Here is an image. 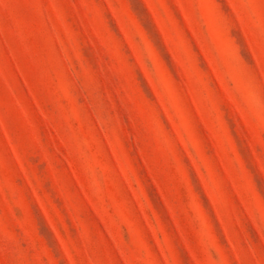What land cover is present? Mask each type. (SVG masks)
I'll return each mask as SVG.
<instances>
[{"label":"rangeland","instance_id":"obj_1","mask_svg":"<svg viewBox=\"0 0 264 264\" xmlns=\"http://www.w3.org/2000/svg\"><path fill=\"white\" fill-rule=\"evenodd\" d=\"M0 264H264V0H0Z\"/></svg>","mask_w":264,"mask_h":264}]
</instances>
